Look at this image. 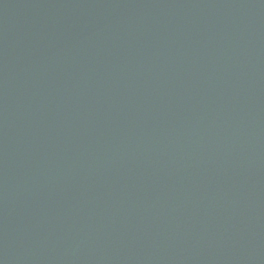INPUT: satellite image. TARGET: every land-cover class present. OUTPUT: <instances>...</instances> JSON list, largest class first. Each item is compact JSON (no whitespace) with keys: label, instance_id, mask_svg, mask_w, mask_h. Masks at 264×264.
<instances>
[{"label":"water","instance_id":"1","mask_svg":"<svg viewBox=\"0 0 264 264\" xmlns=\"http://www.w3.org/2000/svg\"><path fill=\"white\" fill-rule=\"evenodd\" d=\"M0 264H264V0H0Z\"/></svg>","mask_w":264,"mask_h":264}]
</instances>
